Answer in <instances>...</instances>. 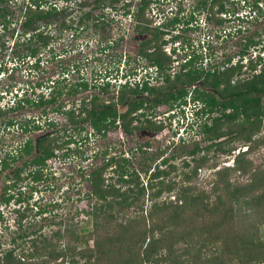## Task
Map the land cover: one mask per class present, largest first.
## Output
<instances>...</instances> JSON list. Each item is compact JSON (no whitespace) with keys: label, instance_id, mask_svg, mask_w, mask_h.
I'll list each match as a JSON object with an SVG mask.
<instances>
[{"label":"rangeland","instance_id":"rangeland-1","mask_svg":"<svg viewBox=\"0 0 264 264\" xmlns=\"http://www.w3.org/2000/svg\"><path fill=\"white\" fill-rule=\"evenodd\" d=\"M13 1L14 3L10 9L12 11V15L10 16L11 23L8 24V30H5L0 25L1 107L4 106L6 108L7 106H11L12 102L15 104L13 100L15 94L19 96L22 90L28 91L37 84H40V86L35 88V93L42 92L46 96L50 92L49 87L52 86L51 82H56L55 91H57L63 87L69 88L71 85L77 83L79 79H84L88 84V90L84 94H78L79 98L85 97L90 99L92 96H97L99 102L114 101L112 97L114 98L115 91L119 88L120 84L124 83V79H121L120 73L135 72L134 74L139 76L143 72L142 69L139 72L137 70L144 63L137 64L133 61L136 59L134 58L136 42L140 38L135 33L137 23H135L132 16H125V13H129V15L135 14L137 9L142 5L141 0H116V3L113 2L112 5H110L111 0H107L105 2L106 8L94 7V0H72L70 3H67L65 0H45L56 3L58 9L64 10L66 15L64 21L69 26V29L66 31L60 30L59 26L60 21L63 20L62 18L57 22L40 28L41 32L43 31L45 35L51 38L48 46L40 51L41 62L37 70H30V63L14 61L17 58L18 50L21 51L20 47V49L12 48V43L18 40L17 38L20 34L18 23H15V21L18 20L20 22L24 11L23 3H28V0ZM179 1L181 5L185 6L184 14L188 15L189 11H192L195 0H176V3L156 0L157 3H153L152 6H148L145 9V19H150V16L153 18L157 16L153 21V25L157 26L165 18L167 20L172 17L171 15L174 14V11H169L168 7H171V5L175 6ZM260 5L264 10V0L260 2ZM228 8L229 11L233 9L237 12V15H234L231 24L228 26L232 30V38L226 40L221 37L216 41L217 44H213L216 48L214 50L218 52L215 60H211V64L213 65L215 63V65H218L217 62L230 55H233V63L238 61L236 55L242 47V36L243 38L247 36L251 37L255 33H258V39L262 40L260 45H264V13L261 15L256 14L254 0H232L228 4ZM80 18H83V20L79 25L78 19ZM200 27L202 29L200 33L196 28L194 31L182 34L184 43L193 40L192 46L195 47L194 49H196L198 41L203 39L200 37L206 34L209 28H212V26L208 27L203 23L200 24ZM236 30H241L242 33H238ZM254 38L257 39L255 36ZM117 40H122L119 42V46L115 45V41ZM204 40L214 42L213 35L209 33L208 37H204ZM260 45L257 48H260ZM168 47L169 45L166 48ZM188 51H191V49ZM182 54L183 52L178 55L177 60L181 61ZM256 54L257 51L254 50L251 56L254 57ZM261 54L264 59V52ZM249 58L248 56L246 58L243 57L241 61L243 64V68H241L243 75H236L235 73L232 77L233 83L240 81L241 77H250L253 74L247 68ZM259 68H257L258 72ZM116 69H118V75H115ZM177 69L175 67L176 71ZM110 74L112 76L109 77L110 85L105 90H102L100 84ZM66 89L64 90V95L57 98V103L62 104L60 105V112L69 110L79 102L76 100L77 96L66 95ZM142 98L147 99L145 94ZM147 108L148 114H151L149 115L150 117L148 116V119L155 124L160 122L162 129L154 133L141 130L131 135L122 134V139L119 137V134H116L115 137L111 130H107L105 135L94 134L87 128L78 132L77 128L81 124H71L62 113L54 112L53 110L47 111V114L48 118L55 120L56 126L55 124L54 126H46L45 118H43L41 119L43 120L42 125L38 128L40 131L34 129L22 134L20 130L13 129L14 133H9L12 135L10 143H6L5 134L0 132V159L4 150H9L19 142L22 143L23 139L34 141L45 134L56 145L55 157L52 160H48L46 166L42 169V181L36 185L37 191L32 194L27 204L29 207L22 206L20 209L22 212L25 209L21 225L17 227L14 221L15 213L13 211L18 209L17 203L11 201L9 206L11 209L2 208L4 222L0 223V252L15 248L14 256L19 258L22 253L27 254L33 251L32 242L38 247L51 245L56 249H65L69 244H72L71 232L83 234L91 230L92 225L88 221L90 218L88 213L90 211V204L94 203V197L89 195L90 188L86 177L90 171L104 165L110 157H128L130 169L138 172L140 179L144 181L149 174H145L143 170H150L154 163H158L162 158L172 157L173 159L168 160L175 169L173 170L168 167H163V169L165 168L164 170L168 173L166 182L174 184L172 185L174 189L171 193H163L158 200L160 202H167L175 199V194L180 187L183 174L191 172V169L195 165V159L201 157L206 159L205 165L198 169L193 183H195L197 191L203 190L205 194H208L211 188L209 184L216 177L214 176V172L227 166H233L235 155L246 149L248 145L240 139H234L224 146L225 148L233 149L230 154L222 153L215 146L211 150L205 151L204 148L209 146L211 141L204 139L205 135L201 133V126H196L195 129L192 128L193 130L189 132L185 131L183 138L185 144L181 142L178 144V136L176 135L174 139H171L173 136L172 128L170 127V123L165 120V114H167L169 109L162 105L153 107V109L147 105ZM117 110L118 114H122L126 111V107L122 104L119 105ZM76 111L78 112V110ZM36 112L34 109L27 107L22 112H19V114H15V116L18 117L20 115L21 117L19 116V118L23 121L25 118L28 119V117H31V119L33 117L39 118V113ZM138 112L136 113L138 114ZM140 120L142 121L143 118ZM33 122L36 126V121ZM262 126L261 132L254 137L255 139L264 137V122ZM228 127L232 129L233 125L229 124ZM228 127L223 126L221 131H226ZM118 137L120 138V143H118ZM227 138H234V134H229L216 141L214 140L212 144L226 142ZM66 141H69L71 144L63 146V142ZM195 144L203 149L201 153H198L195 157L184 153L195 146ZM141 146L142 149L138 150ZM245 159L252 161L253 171L264 168V146L256 147L253 152L246 155ZM184 160L188 162V167L182 166ZM31 170L33 168L27 169L24 173L25 177L22 180H25L26 183L31 182L26 177V173ZM113 170L114 166L108 167L104 173V177L109 178L108 183L120 185L116 182L117 173H113ZM4 172L0 171V188L3 187L4 183H12L10 170ZM248 176L233 172L230 177L232 181L236 180L239 183H243L249 180ZM23 186L24 184L21 187L23 188ZM29 186L31 184L25 186L24 197H28L30 194ZM123 189H125L124 186L122 187ZM13 192V194H17V191ZM143 200H145L143 209H148L150 202L146 198ZM132 210H129L128 215H133ZM37 211L42 212L38 215ZM2 213L0 214L2 215ZM245 226L244 224L243 227ZM105 230L111 229L105 228ZM259 232L260 240L264 241V225L260 227ZM219 244V250L222 251L224 260L228 264H238L231 253L226 254L224 252V244L221 242ZM88 245L92 246V241H88ZM185 246L190 248L191 245L182 244L181 247ZM78 247L83 248L85 244ZM210 250V247L204 248L200 252L201 254L195 257L197 261L195 262L193 256L196 250L192 247L181 259L183 262L185 260L188 261L189 264H210L205 259L210 256ZM204 251H206V256L204 255ZM74 260L75 263H71L70 259L67 258L65 259V264H83L85 262V259H81L79 256L75 257ZM56 263L61 262L57 261Z\"/></svg>","mask_w":264,"mask_h":264},{"label":"trees","instance_id":"trees-1","mask_svg":"<svg viewBox=\"0 0 264 264\" xmlns=\"http://www.w3.org/2000/svg\"><path fill=\"white\" fill-rule=\"evenodd\" d=\"M4 1L0 0V24H3L9 15V8ZM50 2L47 9H44V6L40 9L41 5L48 3L45 0H28V3H23L25 12L18 25L22 39L15 43V47L21 48V51L18 50L17 58L24 63H30V70L38 69L39 52L48 46L51 38L39 29L53 23L54 20L59 21L60 18L63 19L60 21V30L69 29L64 21L66 17L64 10L58 9L56 4ZM142 2L146 3L145 0ZM100 3L101 0L97 1L96 6ZM141 16H143L141 12L136 13L138 19ZM78 20L80 25L83 18ZM139 29L140 33L148 31L145 26ZM158 34L160 35L157 33V36ZM258 37V33H255L245 39L235 67L225 72L217 69L213 74L208 73L205 80V85L213 87L224 100L216 99L214 96L203 98L201 95L200 97L209 107L222 108L224 119L221 120L219 117L215 127L205 126L206 129H202L204 139L211 141L204 150L209 151L215 146L222 153L230 154L233 149L225 148L226 143L240 139L248 144L244 151L235 155L233 166L214 172L216 177L211 184L208 183L211 186L208 194H205L203 190L197 191L193 183L198 169L206 163L204 157L194 158L195 165L190 173L183 174L175 199L167 202L158 201L163 193H171L174 189L172 186L174 184L166 182L168 173L162 168L168 162L166 159L162 161L161 167L157 166L153 171L143 170L145 174H149L144 181L140 179L138 172L130 169L129 159L110 157L104 165L93 169L86 177L90 188L89 195L94 197V203L90 204L88 213L91 230L88 232L84 230L83 234L71 232L72 244L65 249H56L51 245L38 247L32 242L33 251L27 254L22 253L19 258L14 256L15 248L4 250L0 252V264H65L67 258L71 263H75L74 258L77 256L85 259L83 264H189L186 260L183 262L181 257L185 256L192 247L196 250L193 256L195 262H197L195 257H198L204 248L210 247V256L205 258L206 261L210 264H228L222 257L224 256L222 251L219 250L220 242L224 244V252L231 253L238 264H263L264 241L260 240L259 229L264 225V168L253 171L252 161L245 159L246 155L253 152L256 147L264 146V137L254 138L261 132L264 122V60L260 56L256 58L251 56L254 50H264V45L260 49L257 48V44L262 43ZM177 38V36L174 37V39ZM247 56H250L247 66L253 74L231 84L235 73L242 74L243 64L240 62ZM155 62L163 68L171 60L163 58L155 59ZM258 67H260L259 72ZM200 77L201 74L192 71L185 75L187 82L195 81ZM105 85L108 87L109 84ZM39 86L40 84H37L26 92L32 96L35 88ZM78 87L84 91L87 89V84L85 82L77 84L70 90L71 94L77 93ZM62 90L63 88L57 92L51 90L49 99L41 96L40 104L54 102L56 97L54 94L60 96ZM118 91L120 103L127 105L124 113L117 114L115 109L94 103L97 98L93 97V106L89 110L83 108L85 114L82 112L70 118L73 124H81L77 131L84 130L83 125L87 120L92 133L98 135H105L107 130L118 126L129 135L140 128L160 131L161 124L152 123L146 114L143 113L140 116L136 112L141 108L148 109L146 104L155 107L157 103L164 102L173 106L181 98L180 92L177 91L178 95L169 93L167 97L158 98L153 105H150V102L142 96L145 93L155 95L157 90L148 87L147 83H143L141 88L138 85L131 87L129 84H124ZM17 97L14 96V98ZM35 102L36 100L27 97L24 92V97L20 96L16 99L14 109L20 108L22 103L35 106ZM228 108H232V111L225 114L224 111ZM5 110V107L0 105V117ZM140 117H143L142 121ZM116 122L118 124L115 125ZM31 123L32 121H26L24 125L22 124L25 133L36 129L34 123ZM229 124L233 125L232 129L228 127ZM223 126L228 127L224 132L221 131ZM229 134H234V138L212 144V141ZM52 142L48 137L38 142L37 148L41 151V156L33 160V164L42 168L46 166V160L53 155ZM66 143L70 142L66 141ZM24 151L26 155L32 151L30 141L25 144ZM202 151L203 149L195 144L184 153L195 157ZM187 163L184 160L182 166L188 167ZM111 166H114L113 173H117L116 182L120 185L108 183L109 178L104 177L106 169ZM168 167L175 169L170 164ZM41 172H38L40 175L34 174L33 178H41ZM233 172L249 175V180L243 183L232 181L230 176ZM123 186L125 189L122 190ZM145 198L150 202L148 209H143ZM130 209H133V215H128ZM41 212L39 211L40 214ZM244 224L245 227H243ZM105 228L111 230H105ZM88 241H92V246L88 245ZM82 244H85V247H78ZM182 244L191 246L182 248ZM204 255H207L206 251ZM57 261L61 263H56Z\"/></svg>","mask_w":264,"mask_h":264},{"label":"flooded vegetation","instance_id":"flooded-vegetation-1","mask_svg":"<svg viewBox=\"0 0 264 264\" xmlns=\"http://www.w3.org/2000/svg\"><path fill=\"white\" fill-rule=\"evenodd\" d=\"M71 1H69V3ZM97 1L99 0L93 1L94 7H96ZM106 1L107 0H101V3L98 6L102 8H106L105 6ZM145 1L146 3L144 4L141 0L142 5L141 7L137 9V12H141L143 14L141 18L138 19L136 17L137 12L135 14L133 13L132 15H129V13H125V16H132L135 23H137L135 33L137 36L139 35L140 38H138L137 40L138 42H136L137 44H136L135 57H134L136 59L133 61H135V63L137 64L144 63V65H140V67H138V70H137L139 72L142 69L143 72H141L139 76L134 74L135 72H130V73L121 72L120 77L121 79L123 78L124 80H127V79L133 80L134 85L129 84V86L131 87H135L136 85H138L139 88H141L143 86V83H147L148 87L156 89L157 93H155V95L145 93V96L147 97V100L150 102V105H153L158 98L167 97L169 93H174V95H178L177 91L180 92L181 98L178 100V102H176V104H173V106H171V104L162 102L159 104L157 103L155 107L162 105V106H165L167 109H169L167 114H165L166 115L165 120H167L168 123H170V127L172 128L173 136L171 137V139H174V136L177 135L178 144L180 142L182 144H185L184 143L185 140L183 139L185 135L184 134L185 131L189 132L190 130H193L192 128L195 129L196 126H201L202 129H206L207 126L215 127L216 121L219 117H221V120L224 119L222 108L219 109L217 106L209 107L207 103L203 101V98L212 97V96H214L216 99L224 100L221 98V95L213 87H208L207 85H205V80L207 78L208 73L213 74V72L215 73L217 69H220L219 71L225 72V71L230 70V68L235 67L238 64L237 61L233 63V59H234L233 55L222 58L220 62H217L218 65H215L216 63L214 65L211 64V60H215L216 54L218 53L217 51L214 50L216 48L213 46V44L214 43L217 44L216 41L220 39L221 37L226 40L232 38V30H230L231 28L229 29L228 26L229 24H231L232 18L234 17V15H237V12L233 9L230 11L228 10L229 9L228 4L232 2V0H195V4L192 8V11H189L188 15H185L184 14L185 6L181 5V2L179 1L177 2L175 6L171 5V7H168L169 11H172V12L174 11V14L170 13L172 14L171 15L172 17L167 20L165 18L161 23H159L156 26V25H153L154 23L153 21L154 19L157 18V16H155V18L150 16V19L148 18L145 19V9L148 6L149 7L152 6L153 3H157V2L156 0H145ZM161 1H164V0H161ZM165 1L166 2L168 1V3L170 2L176 3V0H165ZM4 2L7 8H9V15L7 16V19L4 20V23L3 24L1 23L0 25L1 27L5 25L4 29L8 30V24L11 23L10 16L12 15V11L10 9L14 1L5 0ZM113 2L116 3V0H111L110 5H112ZM260 2H262V0H256V1L254 0V5L256 7L255 12L257 15H261L262 13H264V10L262 9ZM49 3L51 2H48L46 5H41L40 9H42L43 6H44V9H47ZM24 12H25V8H24L22 16L24 15ZM22 16L20 18V21L22 20ZM15 23H18L19 25L20 22L16 20ZM201 23L206 24V26L208 27L212 26V28H209V30L206 31V34H203V36L200 37L203 39L198 41V45L196 46V49H194L195 47L192 46L193 40H190V42L188 41L187 43H184L182 40V34L194 31V29L196 28L199 31V33L202 32V29L200 27ZM194 25H196L197 27ZM142 26L147 27L148 31H144L143 33H140L139 28ZM18 29H19V26H18ZM218 29H219V32H218ZM39 31L41 30L39 29ZM236 31L238 33H242L241 30H236ZM157 33H160V35L158 34L157 36ZM209 33L213 35L214 42L204 40V37H208ZM176 36L178 38L174 39V37ZM21 38H22V35L20 33L19 37L17 38L18 40H15L12 43V48L16 49L15 43L20 42ZM246 38H249V37L248 36L244 38L243 36L241 37L242 47L240 49V52L243 48V42H245ZM120 41L122 40L115 41L116 43L115 45L119 46ZM167 45H169L168 48H166ZM258 45L260 44H257V46ZM190 49L191 51H188ZM181 52H183V54L181 55L182 59L181 61H179L177 60V57L178 55H180ZM240 52H238V54L236 55L237 59L239 58ZM40 54L41 53L39 52V56ZM163 58H170L171 62L168 65H165L163 68H160L159 65L155 62V59H163ZM14 61L15 62L19 61L22 63L21 59H18V58H15ZM40 62H41V59L38 63V68H39ZM175 67L178 68L177 71L175 70ZM190 71L195 72L197 74H201V77L196 79L195 81L187 82L185 75L189 73ZM115 75H118V69L115 70ZM242 75L243 73L241 74V76ZM109 77H112L111 74L105 78L106 80L102 81V84H100L102 88H107L105 85L106 83L110 85ZM243 78L244 77H241L240 80H242ZM81 82H85L87 84V81H85L84 79H79L77 83H75L74 85H71L69 88L66 89V87H63L62 94L60 96L64 95V90L66 89V95L77 96L76 100L79 101L77 104H75V106H73L69 110H66L65 112H60V108H61L60 105L62 104L57 103V98L60 96H57L56 93L54 94V96H56L54 102L50 104H40L41 96H43L44 99L45 98L49 99L51 97V95L49 94L50 92L46 96H44L42 92H39L38 94L34 93L31 96L30 93L26 92L27 90L25 91L22 90L19 96L15 94V96H18L17 98H14L13 96V100L15 104H13L12 102L11 106H7L5 108L6 110L4 114L0 117L1 118L0 132L5 134L6 143H10V139L12 138V135L9 133H14L13 129L20 130L21 133L23 134L24 131L22 128V124L24 125L26 121L28 122L32 121L31 124L34 123L33 121H36V126H35L36 129L41 127L42 122H43V120L41 119L43 118H45L44 120H45L46 126H54V124L56 126L57 123L55 122V120L48 118L47 111L53 110L54 112H60L65 118H67L69 122H71L70 121L71 117L80 115L82 114V112H84L85 114V110H83V108L89 110L93 106L92 104L93 97L97 98V96H92L90 99H87L85 97L79 98L80 96H78V94H84L88 90V84H87L86 90L82 91L81 87H78V92L75 94H71L70 90ZM51 83H52V86L49 87L50 91L53 90V92H57L60 89H62L60 88L59 90L55 91L56 82H51ZM230 83L233 84V81H231ZM121 85H124V84H120L119 88ZM119 88L115 91L114 101L99 102L98 99H96L94 103L101 105V106L104 105L108 107L109 109H115L118 114L117 109L119 108V105H122L119 99L120 98V95H119L120 93L118 91ZM24 92L26 93L27 97H32L33 100H36L35 106H31L29 104L26 105L22 103L20 108L14 109L16 108V99L20 98V96L24 97ZM201 95L203 96V98L200 97ZM263 99H264V95H263ZM112 100H113V97H112ZM146 105H149V104H146ZM27 107H29L30 109L32 108L35 111H37L39 113V116H38L39 118L33 117L31 119V117H28V119L25 118V120L23 121L22 119L19 118L20 115L18 117L15 116V114L17 113L19 114V112H22V110ZM125 107L127 109V105H125ZM151 108L153 109V107ZM76 110H78V112ZM231 111H232V108H228L226 111H224V113L228 114ZM143 113L146 114L147 118L149 115H151V114H148L146 108H141L138 114L137 113L136 114L141 116ZM140 118H143V117H140ZM179 118H180L181 123H182V120L184 119L185 122H187L185 123V125L186 124L187 125L190 124V125L186 127L185 129L184 128L179 129L178 126L175 127V124H174L175 119H179ZM171 123L173 124L172 126H171ZM71 124L73 123L71 122ZM116 124H118V122H116L115 125ZM158 124H161V123L159 122ZM83 128L90 129L88 120L86 121L85 125H83ZM109 130L113 131V134L115 137H116V134H119L120 135L119 137L121 138L122 134H125L119 126L117 128H113V129L111 128ZM141 130H146L147 132H150V133L158 132V131H151L149 129L140 128L138 130H135L133 133L138 132V131L140 132ZM125 135H129V134H125ZM47 136L48 135H45V134L41 135L34 141L30 139H27V140L23 139L22 143L19 142L17 145H15L14 147H11L9 150L8 149L4 150L3 155L0 159V171L8 172L10 170V173L12 174L11 176L12 183L10 184L4 183L3 187L0 188V213H2V210H3L2 208L11 209L9 207L11 204V201L17 203L18 209L13 211L15 213L14 221L17 227L21 225V222L24 218L25 209L22 212L20 210L21 207L28 206L27 204L29 203V200L31 199L32 194L37 191L36 185L42 181L41 180L42 178L40 177L39 179L33 178L34 174L40 175L38 172L42 171L43 168L37 164H33L32 161L37 160V158L41 156V151L37 148V144L40 140H42L44 137H47ZM119 137H118V140H119L118 143H120ZM28 141L31 142L32 151L28 155H26L24 149H25V144ZM69 144L71 143L63 142V146H66ZM52 146H53L52 147L53 155L48 160H52V158L55 157L54 155L56 153L55 151L56 145L54 142H52ZM141 149H142V146L138 148V150H141ZM126 158L128 159V157ZM164 159L168 161L165 165V168H167L168 165L170 164L168 159H173V158L172 157L162 158L158 163H154L153 167H152V164H153L152 163L151 164L152 168L150 169V171H153V169H155V167L157 166L161 167L162 166L161 163ZM48 160H46V162ZM1 165L3 168L2 170H1ZM13 165H15V167H13ZM29 168H33V170L28 171V173H26V177H28L31 180V182L26 183L25 180L23 181L22 179H24L25 177L24 176L25 171ZM23 184L24 186L22 188L21 186ZM28 184H31V186H29L30 194L28 197H24L23 192H24L25 186ZM13 191H17V194H13L14 193ZM37 214L40 215L38 211H37ZM3 218L4 216L2 213V215L0 214V219L2 220L0 221V223L4 222Z\"/></svg>","mask_w":264,"mask_h":264},{"label":"clouds","instance_id":"clouds-1","mask_svg":"<svg viewBox=\"0 0 264 264\" xmlns=\"http://www.w3.org/2000/svg\"><path fill=\"white\" fill-rule=\"evenodd\" d=\"M260 49V48H259ZM254 52V51H253ZM262 52H264V50H257V54L254 56V58H256L257 56H260L261 58L263 57L262 56ZM248 57H250V56H248ZM246 58V57H245ZM263 59V58H262ZM264 60V59H263ZM238 61H239V58H238ZM237 61V62H238ZM241 63V62H240ZM242 64V63H241ZM248 65V64H247ZM119 84H120V82H119ZM118 84V85H119ZM122 84H133L134 85V81L133 80H129V79H127V80H124V83H122ZM185 123H187V122H185V120L183 119L182 120V123H181V121H180V118L179 119H175V122H174V124H175V127H177L178 126V128L180 129V128H186V127H188V125L186 124L185 125ZM245 150V149H244ZM244 150H242V151H244Z\"/></svg>","mask_w":264,"mask_h":264}]
</instances>
